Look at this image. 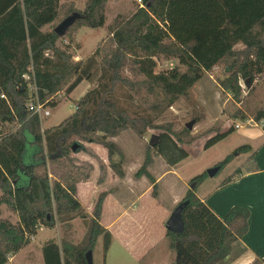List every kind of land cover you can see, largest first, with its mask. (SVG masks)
I'll use <instances>...</instances> for the list:
<instances>
[{"label":"trees","instance_id":"1","mask_svg":"<svg viewBox=\"0 0 264 264\" xmlns=\"http://www.w3.org/2000/svg\"><path fill=\"white\" fill-rule=\"evenodd\" d=\"M61 1L0 0V264L28 246L41 227L53 229L77 219L87 221L81 243L48 242L42 248L44 264H86V253L93 252L100 237L104 255L109 250L111 234L100 224L106 194L98 196L87 220L77 185L89 180L92 167L77 166L74 144L79 151L85 150L81 143L101 146L122 178L121 169L111 163L114 156L122 157L112 139L127 130L138 138L157 130L158 144L149 149L173 167L188 157L178 146L188 130L177 134L165 123L158 125L164 112L220 66L226 75L221 86L234 98L240 96L241 80L250 88L264 75V0H141L142 7L130 15L116 16L105 38L77 62L68 49L57 46L60 38L54 30L42 29L71 15L78 18L64 35L69 40L78 28H102L107 0H86L82 11ZM237 46L242 50L236 51ZM159 58L173 67L156 72ZM127 68L135 79L124 76ZM27 74L34 79L37 100L47 108H55L61 94L68 97L83 81L92 87L76 102L72 115L42 130L38 116L25 107L29 92L22 77ZM117 90L136 99L141 115L120 106ZM253 120L262 123L264 134V109ZM232 132L229 128L213 135L203 150ZM249 149L236 148L216 165L218 173ZM150 163L147 157L136 177L143 175L154 185L146 171ZM207 178L206 172L193 177L181 200L188 201L183 232L165 233L174 264H220L247 232L248 209L232 207L219 219L197 197ZM231 182L227 177L219 188ZM2 207L17 217L16 224L1 218ZM250 264H264V259Z\"/></svg>","mask_w":264,"mask_h":264},{"label":"rangeland","instance_id":"2","mask_svg":"<svg viewBox=\"0 0 264 264\" xmlns=\"http://www.w3.org/2000/svg\"><path fill=\"white\" fill-rule=\"evenodd\" d=\"M62 1L61 3L71 2L78 11H82L86 4V0ZM138 5L137 0H107L104 8L105 22L102 28L96 30L78 28L75 38L69 40L62 37L58 40L57 46L61 49H68L73 61H76L73 56L81 57L82 60L86 59L96 45L105 38L107 28L114 18L118 15H130ZM59 24L57 22L54 26H46L43 31L54 30ZM235 50L241 51L242 47L237 46ZM166 68H170L168 61L159 58L156 72L163 71ZM127 69L128 71H124V76L135 79L129 68ZM180 70L184 71L185 68L180 67ZM225 78L223 66L205 74L188 91L186 96L181 97L158 120V125L165 123L177 134L184 130L187 131L186 125L192 123L191 130L187 131V134L183 137V143H178V146L187 152L188 157L175 167L167 166L159 156H156L149 149L150 137L152 135L158 136L160 133L157 130H147L141 138L136 137L130 130H127L112 140L121 150L122 157L114 156L111 163L116 164L121 169L124 174L122 178L118 177L117 173L110 167L107 152L99 145L81 143L85 150L72 154L78 167L85 168V165L89 164L92 167V172L96 170L97 178L94 184L100 185L97 188L98 193L97 190H94L89 191L88 194L85 191L80 195L84 204L82 206L88 215L87 220L91 218L93 206L101 193L112 196L102 209L100 220L102 227L111 226L112 245L104 255L103 239L100 237L92 252L93 264H103V262H106V264H139L133 255L122 247L120 243L122 238L127 237L133 247L137 245L139 248L150 247L157 240L163 227V225H160L161 216L169 211L170 217L174 208L181 202L172 206V201L175 197L185 196L191 188L190 180L193 177L216 167L218 163H221L244 143L259 144L261 138L258 131L262 129V123H256L253 117L257 111L264 109V75L257 77L250 88L241 80L239 98H234L232 93L222 88L221 82ZM91 87L92 85L83 81L68 97L61 94L57 99V106L48 108L50 116L40 120L41 129L45 130L57 126L72 115L75 111L76 102ZM115 98L120 106L128 109L132 114L141 115L136 99L126 96L123 90L122 92L117 90ZM247 121L249 122L248 125H246ZM237 125H242L244 131L234 129V126ZM229 128L237 131L225 141H221L209 149H202L207 139L217 133L225 132ZM187 142L189 143L187 144ZM147 157L150 158L151 163L146 171L154 180V185L143 175L136 177V173L143 166ZM91 163L95 165V169ZM233 166L234 163H229L215 177L207 178L200 185L201 187H198L196 194L202 196L203 192L210 190L211 185L215 186L221 183L232 172ZM100 177H102V181L99 183L98 179ZM140 195L143 196L138 201V209H135V201L138 200L137 196ZM122 203L127 207L119 206ZM1 218L10 221L12 224L17 222V217L5 207L1 208ZM86 224L87 221L77 219L74 224L57 223L53 229L43 227L35 238L34 250L47 237H53L59 246L62 241L78 246L86 232ZM165 225L163 229L166 233ZM33 240L31 238L30 242H33ZM242 254L240 242L236 241L231 246L229 257L221 264H236V258ZM24 258L25 254L12 262L7 261L6 264H27V259ZM146 261L147 258L143 259L144 263ZM162 261L163 259L160 258L157 259L156 263L160 264ZM31 264H40V253L37 254Z\"/></svg>","mask_w":264,"mask_h":264},{"label":"crops","instance_id":"3","mask_svg":"<svg viewBox=\"0 0 264 264\" xmlns=\"http://www.w3.org/2000/svg\"><path fill=\"white\" fill-rule=\"evenodd\" d=\"M77 39H78V35H77ZM73 59L76 60L75 62L82 60L81 57H77V56H73ZM248 123L249 122L247 121L246 125H248ZM235 128L237 130L244 131L242 125L234 126V129ZM234 129L233 132L222 141H225L237 131ZM227 130H225V132ZM258 135L261 138L259 144L252 145L248 142L244 143L243 145H246L250 148L249 151L245 154L236 156L230 162V164L234 163V166L232 167L233 169L232 172L229 173L227 176V177H232V182L229 185H227L224 188H219V185L222 183L221 182L218 185L214 184L215 186L211 185L210 190L203 192L202 196L196 194L197 197L203 202H205L206 205L212 210V212L219 219H223L227 211L232 207H242L248 209L250 215L248 219L247 232L241 238V240H239L240 248L242 249L243 254L239 255L236 258V264L237 263L250 264L253 260L257 258L264 259V134L262 132V129H259ZM91 164L92 166H94L95 169V165H93V163ZM95 171L96 170L92 172L91 177L89 178L88 181L77 185V197L83 206L84 204L81 201V196H80L81 193H84L86 191L85 193L88 194L89 191H94V190H97L98 193L97 188H99L100 185L94 184L95 179L97 178ZM142 196L143 195L137 196L138 200L135 201V209H138V204H139L138 201L142 198ZM111 198L112 196L110 194L106 196L105 201L103 203V208L106 205L107 201L110 200ZM182 198L183 196L175 197V199L172 201L173 202L172 206L178 204L182 200ZM119 206L121 207L124 206V208L125 206L127 207V205H125L124 203L119 204ZM168 217H169V211L165 212L163 216H161L160 218L161 226L163 225L164 227ZM76 221L77 220L67 224H74V222ZM163 227L161 228L157 240H155V242L151 244L150 247L147 246V248L146 247L139 248L138 245L136 247H133L132 243H130V240L127 237L122 238L120 243L128 253H131L133 255V257L137 260L139 264H157L156 261L157 259L160 258H162L164 261V262L163 261L160 262V264H174L173 254L169 249L167 240L165 239V230L163 229ZM105 228L110 232L111 237H113V234L111 232V226L109 225L108 227ZM42 229L43 227L37 230L36 235L33 237L34 239L33 242H30L28 246H26L23 250H21L17 255L10 257L8 259V262H12L14 259L18 258L19 256H23L25 254L24 259H27V264H31L35 260L37 254L40 253V264H44L42 248L48 242H54L56 244L58 243L54 241L55 239L53 237L52 238L47 237L45 238V240H43V242H41L39 246H36L35 247L36 249L34 250L35 238L37 234L40 232V230L42 231ZM36 252L37 254H35ZM141 253L144 254L142 255ZM145 258H147V261L144 263L143 259ZM104 264H106V262H104Z\"/></svg>","mask_w":264,"mask_h":264},{"label":"water","instance_id":"4","mask_svg":"<svg viewBox=\"0 0 264 264\" xmlns=\"http://www.w3.org/2000/svg\"><path fill=\"white\" fill-rule=\"evenodd\" d=\"M78 18L77 15H71L70 17L63 20L55 29L54 33L59 37L62 38L66 34L67 30L74 24L75 20ZM1 94V89H0ZM188 131L192 128V123L186 125L185 127ZM159 141V137L152 135L148 142L150 148H154ZM78 145L74 144L72 146V152L76 153L79 150L77 149ZM219 171L218 167H214L206 171L208 178H213ZM188 201L180 202L172 211L169 219L166 222L165 229L166 231L173 233V234H181L184 230V223L182 219V212L187 207ZM86 264H93L92 262V252L88 251L85 255Z\"/></svg>","mask_w":264,"mask_h":264},{"label":"built area","instance_id":"5","mask_svg":"<svg viewBox=\"0 0 264 264\" xmlns=\"http://www.w3.org/2000/svg\"><path fill=\"white\" fill-rule=\"evenodd\" d=\"M137 2L140 5V7H142L141 0H137ZM169 66H170V68H172L173 63H169ZM214 70H216V69H214ZM22 78H23L24 82L27 84V88H28V92H29V99L26 100V102H25L26 109L28 111H30L32 113V115L38 116L39 120L49 117L50 116L49 109L47 107H44L37 100L36 88H35L34 79H33L32 75L27 74V75H24ZM1 97H3V96H1Z\"/></svg>","mask_w":264,"mask_h":264}]
</instances>
